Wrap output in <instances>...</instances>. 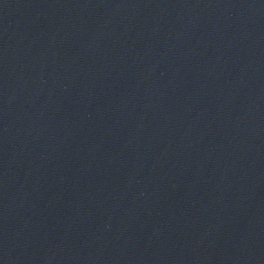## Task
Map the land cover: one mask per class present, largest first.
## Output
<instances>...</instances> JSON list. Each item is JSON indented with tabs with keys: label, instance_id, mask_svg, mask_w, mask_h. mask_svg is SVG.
<instances>
[{
	"label": "water",
	"instance_id": "obj_1",
	"mask_svg": "<svg viewBox=\"0 0 264 264\" xmlns=\"http://www.w3.org/2000/svg\"><path fill=\"white\" fill-rule=\"evenodd\" d=\"M0 264H264V0H0Z\"/></svg>",
	"mask_w": 264,
	"mask_h": 264
}]
</instances>
